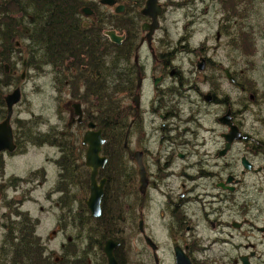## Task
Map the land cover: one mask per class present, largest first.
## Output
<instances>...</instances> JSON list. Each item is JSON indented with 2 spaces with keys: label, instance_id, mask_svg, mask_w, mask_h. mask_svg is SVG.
Listing matches in <instances>:
<instances>
[{
  "label": "flooded vegetation",
  "instance_id": "1",
  "mask_svg": "<svg viewBox=\"0 0 264 264\" xmlns=\"http://www.w3.org/2000/svg\"><path fill=\"white\" fill-rule=\"evenodd\" d=\"M114 1L113 10L122 7V12L113 11L114 14H127L128 9L123 4L135 3L134 0H124L122 4L119 0ZM238 3L239 0H228L229 12L222 15L216 29L231 40L242 32V18L235 9ZM84 8L91 13L84 15ZM78 12L80 19L95 18L94 11L88 6H82ZM130 16L127 14L128 18L135 15ZM142 18L146 20L143 23L150 22ZM254 31L253 26L250 32L253 34ZM139 32L142 36L137 40L136 29L131 61H121V51L112 53L100 48H92L93 52L81 51L78 57H85L82 62L75 56H64L67 61L63 68L64 78L60 80L64 88L59 86V94L64 92L63 106L67 114L64 129L71 134H80V138L77 144L69 133L59 131L58 134L71 140L64 150L46 143L33 145L57 150V157L48 160L54 181L43 195V212L49 227L44 237L37 233L39 219H32L28 212L21 210L28 201L21 197L10 198V193L31 194L42 187L47 181L46 167L35 169L26 178L15 173L7 177L3 157H12L24 150L18 141L19 134L12 129L16 149L11 154H0L3 256L11 258L9 247L26 242L31 227L42 246L45 264H108L103 251L106 242L111 245L110 255L115 264H264V209H255L256 197L264 194L256 185L257 176L264 172V138L257 141L254 138L256 131L252 135V130L244 132L238 125L232 106L221 94V78L216 75L208 78L211 82L205 80L209 87L205 93L196 89V83L187 84V90L192 94L195 91L202 104L212 110L200 117L192 96L187 100L188 111L184 113L182 101L185 97L179 72L154 55L151 46L154 33L148 47L143 39L145 32L140 28ZM105 33H102L103 37H106ZM120 37L123 41L124 35ZM144 50L149 53L151 67H146L140 57ZM201 50L199 48L196 53L192 78L195 74H204L212 66L209 59L200 54ZM69 65L94 68L91 75L94 92L100 90L104 82L109 86L101 100L95 95L90 104L83 102V97L89 95L83 88L85 83L89 84L85 77L77 80L71 90L69 82L73 80ZM85 68L80 67V70ZM222 72L225 81L233 87L241 86V71L238 75L226 69ZM147 75L148 85L145 84ZM148 91L151 97L147 96ZM129 97L131 104L122 105L120 100ZM134 97L137 98L136 107L132 102ZM145 98L147 105L144 107ZM76 105L79 121L73 114ZM205 117L212 118L205 120ZM224 118L235 129L230 141V127L220 121ZM88 124L93 125V131H100L104 142L99 155L106 158L96 175L97 185L104 180L96 217L91 216L85 205L89 194V171L84 166V155L83 162L79 157V152L86 149L81 138ZM103 133L110 135L108 141ZM105 144L107 155L103 152ZM114 148H118L119 153L116 154ZM73 152L76 158L71 156ZM135 157L139 159L143 176L141 190L138 189ZM258 162L263 164L258 165ZM83 169L87 175L86 185ZM118 170L125 177L123 190L113 186L112 175ZM132 243L137 250L131 248Z\"/></svg>",
  "mask_w": 264,
  "mask_h": 264
},
{
  "label": "rangeland",
  "instance_id": "2",
  "mask_svg": "<svg viewBox=\"0 0 264 264\" xmlns=\"http://www.w3.org/2000/svg\"><path fill=\"white\" fill-rule=\"evenodd\" d=\"M84 1H86L89 8L94 9L96 15L98 13L107 15L113 12V7L101 6L97 3L98 0ZM122 2L125 1L119 0V3L122 4ZM157 2L161 6V14L158 16V28L153 34L151 46L157 59L168 62L172 68L179 72V78L182 79L181 88L184 90L182 94L185 97L182 101L183 112L187 113V100L192 99V96H194V101L196 102L195 110L200 117L212 110V107L202 104L199 95L195 91L192 94L187 90V84L194 82L197 86L196 89L198 91L201 90V93H205L209 89L205 80L212 77V75H216L221 78L220 87L223 90L221 94L226 96L227 104L232 106L233 115L238 125L243 127L244 132L252 130V135L256 131L254 138L257 141H261L264 138V0H239V3L235 6L238 15L242 18L240 21V24L242 22L241 33L248 38L247 46L239 37L240 34L236 38L235 43L229 36L219 34L216 31L220 26L219 19L222 18V15L229 12V7L227 6L231 5L228 4V0L224 2L221 0H203L202 3L199 0H157ZM131 4L130 2H128V5L123 4L128 9L127 14H131V16L135 15L136 12L138 13L139 9L143 7V4L140 7H137V4L134 3ZM193 8L195 12H193ZM212 20H214V23ZM80 21L81 25H88L92 19L81 17ZM145 21L142 17L140 20L137 19V40L142 36L139 28ZM192 22L194 24H191ZM253 26L255 31L252 34L250 30ZM115 34L118 36L123 35V33L117 31H115ZM17 48L21 49V51H14L11 59L14 65L11 66L13 68L14 84L1 91L2 97L5 98L15 88L18 87L21 90V99L13 108L12 129L18 134L22 131L21 123H27V126L34 132H65L64 125L67 121V114L63 106L64 92L59 94V86L54 81L53 70L50 67H45L41 71L24 68L22 61L25 59L27 52L22 42L20 44L17 43ZM199 48L202 49L200 54L205 55L212 66L204 74H195L192 78L191 71L194 68L193 63ZM140 57L146 67H151L148 51L144 50ZM222 69L235 72L237 75L241 71V86L233 87L228 81H225ZM22 73H24L23 79L20 78ZM148 78L149 75L146 76V85L149 84ZM211 81L212 79H208L207 82ZM147 96L151 97L149 91ZM143 100L145 103L143 106L145 107L147 99ZM120 101L122 105H125L130 103V97ZM211 118L205 117V120ZM3 120L4 118L0 122ZM183 125H188V123ZM202 125L206 124L202 122ZM65 133L68 134L69 132ZM68 135L71 136V140L74 143L78 144L80 134L69 133ZM33 145L35 144L25 142V144H22V146H25V150L22 149V152H16L12 157L5 156L3 160L7 177L11 173H15L16 176L26 178L35 169L43 165L46 167L48 176L46 183L42 187L35 189L31 194L27 192L25 195L10 193V198L21 197L28 201L21 210L25 213L28 212L32 219H39L40 224L37 233L44 237L49 227L43 212L45 208L43 195L54 181L48 160L57 157V150L50 147L38 148ZM77 147L80 146L78 145ZM83 155L84 149L81 154L79 152L80 162H83ZM262 164L263 162H258V165ZM83 175L87 179L84 169ZM112 176L114 177L112 179L114 189L123 190L122 184L125 177L122 172L118 170ZM256 185L259 190L264 192V172L257 176ZM256 200L257 208L255 209L263 210L264 194H260L256 197ZM3 211L5 212V210ZM2 235L4 236L3 232ZM1 244L0 241V264H3L5 256H3V245ZM131 248L137 250L133 243Z\"/></svg>",
  "mask_w": 264,
  "mask_h": 264
},
{
  "label": "trees",
  "instance_id": "3",
  "mask_svg": "<svg viewBox=\"0 0 264 264\" xmlns=\"http://www.w3.org/2000/svg\"><path fill=\"white\" fill-rule=\"evenodd\" d=\"M134 2L137 7L142 5V0H134ZM87 5L84 0H0V120L6 115L4 97H2L1 91L14 84L11 59L14 51H21L17 48V43L22 42L27 52L22 61L24 68L41 71L45 67H50L53 70L54 81L58 83L57 86L63 88L64 84L62 85L60 80L64 78L65 69L63 68L65 61H67L64 60V56L66 55L75 56L77 61L82 62L85 57L82 59L78 57L81 51L93 52L92 48H100L112 53L121 51L123 59L120 60L131 61L132 49L136 39L137 19H141L140 15L137 12L132 18H128L125 12L121 14L112 12L107 15L98 13L96 15L92 9L95 18L88 25L82 26L78 10ZM106 30L123 33L124 40L119 45L110 43L102 35ZM76 31H78V35H75ZM239 37L247 46V36L241 33ZM94 39L98 42L96 43ZM5 65L9 66L8 73L5 72ZM80 67L86 68L80 70ZM93 70L94 68L90 65H69V74L73 80L72 83L69 82L71 90H74L77 80H82L84 77L89 79V84L83 85L84 90L89 92L88 96L83 97V102L86 104H90L95 95L101 100V97L104 96L103 93L109 88L104 82V86L94 92L93 84H91ZM98 72L101 74L100 71ZM100 108L103 109L101 101ZM21 130L18 133V141L22 144L24 141L37 146L46 143L48 146L64 150L66 143L71 142L70 138L62 137L52 131L34 132L27 126V123H21ZM109 136L108 133H103L106 141L109 140ZM22 147L25 150V146ZM118 148L121 149L120 146ZM118 148H114L116 154L119 153ZM103 152L107 155L106 144L103 146ZM71 156L77 157L74 152ZM84 183L87 184L86 178ZM30 223L34 225L32 222ZM29 229L27 231L28 240L10 246L11 258L5 256L3 264H45L42 246L38 238H35L34 230L31 227Z\"/></svg>",
  "mask_w": 264,
  "mask_h": 264
},
{
  "label": "water",
  "instance_id": "4",
  "mask_svg": "<svg viewBox=\"0 0 264 264\" xmlns=\"http://www.w3.org/2000/svg\"><path fill=\"white\" fill-rule=\"evenodd\" d=\"M98 3L102 6L111 7L115 3L114 0H98ZM83 14L87 15L91 12L88 9H82ZM114 13H120L122 12V7L117 6L114 8ZM161 13V7L158 4L157 0H144L143 7L139 10V14L142 17H145L150 20L149 23H143L140 27L141 32H145L144 40L148 44V47H150L151 42V36L154 33V31L158 28V22L157 18ZM106 37L108 38L109 42L115 45H118L121 43L122 38L115 34L114 31L110 30L105 33ZM143 39L140 40V44L143 41ZM134 60H136V55L134 56ZM200 69L201 67L198 66ZM5 71L8 72V67H5ZM227 75V74H226ZM228 77V76H227ZM24 78V73L21 74V79ZM21 99V91L19 88L14 89L10 94H8L5 98V105H6V117L3 121L0 122V154L2 152H8L13 153L16 149V145L14 143L13 139V131L10 124L11 117L13 115V108L16 104L19 103ZM137 98L134 97L132 99V102L134 106H137ZM74 112L73 114L77 116V121L80 120V112L78 106H74ZM223 124H226L230 127L229 133H228V141H230V138L232 139L235 129L231 124L227 121V118L220 120ZM93 125L88 124L87 125V131L84 132L81 138V144L86 146L85 152H84V166L89 171V194L88 198L85 201V205L88 208L91 216L96 217L99 215V200L102 195V184L104 180H101L99 184H96V175L97 170L99 168H102L106 162V158L99 155L101 151V146L104 142V140L101 137L100 131H93L92 130ZM135 163L138 167V189L141 190L143 186V176L141 173V166L139 159L135 157ZM110 249L111 245L109 242H106L104 245V253L107 257L108 264H115L113 262V259L110 255Z\"/></svg>",
  "mask_w": 264,
  "mask_h": 264
},
{
  "label": "bare ground",
  "instance_id": "5",
  "mask_svg": "<svg viewBox=\"0 0 264 264\" xmlns=\"http://www.w3.org/2000/svg\"><path fill=\"white\" fill-rule=\"evenodd\" d=\"M5 67H9L8 65H5ZM16 89V88H15ZM20 89V88H19ZM21 91V90H20ZM11 154V153H10ZM106 163V162H105Z\"/></svg>",
  "mask_w": 264,
  "mask_h": 264
}]
</instances>
